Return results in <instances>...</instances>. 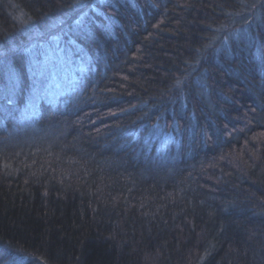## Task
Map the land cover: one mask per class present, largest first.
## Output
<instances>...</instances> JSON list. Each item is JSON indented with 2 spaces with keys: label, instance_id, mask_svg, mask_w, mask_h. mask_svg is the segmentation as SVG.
<instances>
[{
  "label": "trees",
  "instance_id": "obj_1",
  "mask_svg": "<svg viewBox=\"0 0 264 264\" xmlns=\"http://www.w3.org/2000/svg\"><path fill=\"white\" fill-rule=\"evenodd\" d=\"M0 53V264H264V0H0Z\"/></svg>",
  "mask_w": 264,
  "mask_h": 264
},
{
  "label": "rangeland",
  "instance_id": "obj_2",
  "mask_svg": "<svg viewBox=\"0 0 264 264\" xmlns=\"http://www.w3.org/2000/svg\"><path fill=\"white\" fill-rule=\"evenodd\" d=\"M45 48H46L45 49L46 52L43 55L42 60H44V62L47 65H51L54 62L56 66H58V70H59L61 69L59 68L61 61L71 62V57L69 53H66V50L64 49V47L62 45L59 46L58 42H53L50 45L46 46ZM35 63L37 64V62ZM66 71L67 72L70 71L69 66H66ZM16 85H18L17 77H15L14 82L10 81V79L8 78V82L6 86H2V85L0 86V92L2 93L3 91H6V90H9V91L14 90V87H16Z\"/></svg>",
  "mask_w": 264,
  "mask_h": 264
},
{
  "label": "snow or ice",
  "instance_id": "obj_3",
  "mask_svg": "<svg viewBox=\"0 0 264 264\" xmlns=\"http://www.w3.org/2000/svg\"><path fill=\"white\" fill-rule=\"evenodd\" d=\"M81 7H86L87 5L86 4H84V3H81V5H80ZM93 7V9H94V5L92 6ZM0 55H3L2 53H0ZM9 79H10V81H13L14 82V80H15V73H13V72H9ZM11 102V101H10Z\"/></svg>",
  "mask_w": 264,
  "mask_h": 264
}]
</instances>
